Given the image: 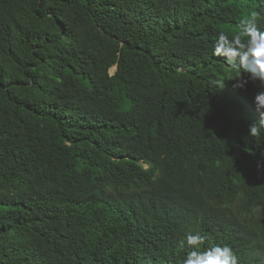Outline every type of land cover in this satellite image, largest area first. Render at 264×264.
<instances>
[{
	"label": "trees",
	"instance_id": "16d2710c",
	"mask_svg": "<svg viewBox=\"0 0 264 264\" xmlns=\"http://www.w3.org/2000/svg\"><path fill=\"white\" fill-rule=\"evenodd\" d=\"M255 12L0 0V264H182L191 226L264 264L257 88L211 54Z\"/></svg>",
	"mask_w": 264,
	"mask_h": 264
},
{
	"label": "clouds",
	"instance_id": "9594fccd",
	"mask_svg": "<svg viewBox=\"0 0 264 264\" xmlns=\"http://www.w3.org/2000/svg\"><path fill=\"white\" fill-rule=\"evenodd\" d=\"M261 14L251 13L242 19L237 31L231 36L223 32L217 33L211 48L212 56L222 57L227 66L237 73L231 79L234 81L233 89L245 90L249 83L255 84L257 88L252 97V105L259 118L248 128V136L251 137L264 135V25L258 22ZM145 168L149 169V166L145 165ZM234 207L232 204L228 211L235 212ZM212 222L216 231L222 230L216 222ZM190 230L191 233L181 241L182 248L187 246L190 249L182 264H240L236 253L228 244L219 245L221 241L218 240V244L215 242L213 246L204 247L205 242L215 239L206 237L202 234L204 231L192 226Z\"/></svg>",
	"mask_w": 264,
	"mask_h": 264
},
{
	"label": "rangeland",
	"instance_id": "374dc122",
	"mask_svg": "<svg viewBox=\"0 0 264 264\" xmlns=\"http://www.w3.org/2000/svg\"><path fill=\"white\" fill-rule=\"evenodd\" d=\"M115 70H116V67H113V68L110 70V74H114Z\"/></svg>",
	"mask_w": 264,
	"mask_h": 264
}]
</instances>
